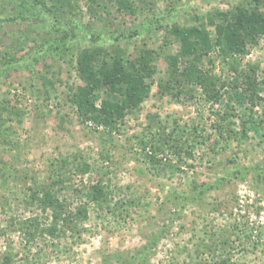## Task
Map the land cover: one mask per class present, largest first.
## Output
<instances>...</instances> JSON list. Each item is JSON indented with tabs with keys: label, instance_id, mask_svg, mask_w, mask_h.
<instances>
[{
	"label": "rangeland",
	"instance_id": "374dc122",
	"mask_svg": "<svg viewBox=\"0 0 264 264\" xmlns=\"http://www.w3.org/2000/svg\"><path fill=\"white\" fill-rule=\"evenodd\" d=\"M241 10L264 0H0V264H264V33L214 44ZM86 54L146 63L136 109L78 112Z\"/></svg>",
	"mask_w": 264,
	"mask_h": 264
},
{
	"label": "trees",
	"instance_id": "16d2710c",
	"mask_svg": "<svg viewBox=\"0 0 264 264\" xmlns=\"http://www.w3.org/2000/svg\"><path fill=\"white\" fill-rule=\"evenodd\" d=\"M233 25H216L214 44L223 51L243 54L247 39L254 41L264 33V17L260 13H246L237 11L233 16ZM181 42L182 53L190 54L197 47H211V40L206 32L197 28L174 31ZM92 57L85 55L80 70L83 86L79 87L71 96L72 103L84 117L96 123L108 124L112 120L121 119L126 112L137 108L138 104L148 93L144 82L146 63L135 61L130 70H125L120 63L101 66L95 70L91 63ZM143 68H142V67ZM102 85H107L112 94L119 95L120 102L101 101L99 107L95 104L94 93ZM123 85V87H120ZM43 200L49 208L58 204L51 196H44Z\"/></svg>",
	"mask_w": 264,
	"mask_h": 264
}]
</instances>
